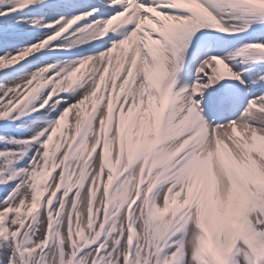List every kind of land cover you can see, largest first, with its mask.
Listing matches in <instances>:
<instances>
[{
  "label": "snow or ice",
  "instance_id": "snow-or-ice-1",
  "mask_svg": "<svg viewBox=\"0 0 264 264\" xmlns=\"http://www.w3.org/2000/svg\"><path fill=\"white\" fill-rule=\"evenodd\" d=\"M0 264H264V0H0Z\"/></svg>",
  "mask_w": 264,
  "mask_h": 264
},
{
  "label": "bare ground",
  "instance_id": "bare-ground-1",
  "mask_svg": "<svg viewBox=\"0 0 264 264\" xmlns=\"http://www.w3.org/2000/svg\"><path fill=\"white\" fill-rule=\"evenodd\" d=\"M62 135H64V134H62Z\"/></svg>",
  "mask_w": 264,
  "mask_h": 264
}]
</instances>
